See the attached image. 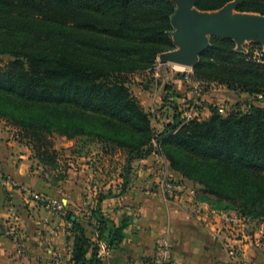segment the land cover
Wrapping results in <instances>:
<instances>
[{
  "label": "trees",
  "instance_id": "16d2710c",
  "mask_svg": "<svg viewBox=\"0 0 264 264\" xmlns=\"http://www.w3.org/2000/svg\"><path fill=\"white\" fill-rule=\"evenodd\" d=\"M233 1L198 0V8L217 10ZM175 10L169 0H0V55L11 57L0 67V121L18 129L37 158L51 165L59 155L48 141L54 133L120 149L128 166L161 154L172 171L228 203L225 209L264 223L263 107L224 116L211 106L209 118L186 121L185 109L172 105V121L156 135L152 115L130 90L128 74L150 69L174 48ZM236 10L264 15V0H242ZM29 19L56 29L45 30L38 42L29 40ZM235 47L232 40L212 39L196 75L264 100V63L253 59V50L246 54ZM33 104L44 107L34 111ZM97 211L99 239L109 248L118 246L129 221L117 226ZM65 218L73 224L74 264H104L76 216L66 212Z\"/></svg>",
  "mask_w": 264,
  "mask_h": 264
},
{
  "label": "crops",
  "instance_id": "0c3cea01",
  "mask_svg": "<svg viewBox=\"0 0 264 264\" xmlns=\"http://www.w3.org/2000/svg\"><path fill=\"white\" fill-rule=\"evenodd\" d=\"M217 89L204 97L205 119L211 116L210 107L219 104L221 95L214 94ZM222 90L231 92L219 88ZM0 130V228L5 229L0 234V264H74L75 235L66 212L76 216L98 245L104 264H264V224L222 216L188 191L169 198L159 184L160 171L178 173L161 154L128 166L127 154L120 149H107V153L95 143V152L86 147L77 153L70 149L74 141L62 138L68 144L61 150L54 147L59 155L51 165L37 158L32 145L3 121ZM61 174L64 180H58ZM7 181L43 194L60 204L62 212L32 201ZM98 209L117 226L129 221L125 239L118 246L109 248L99 239L95 228ZM11 216L20 225L18 244L6 233ZM258 236L259 245L255 243ZM162 239L169 241L171 263L158 260ZM234 244L243 247L244 263L229 253L228 247Z\"/></svg>",
  "mask_w": 264,
  "mask_h": 264
},
{
  "label": "rangeland",
  "instance_id": "374dc122",
  "mask_svg": "<svg viewBox=\"0 0 264 264\" xmlns=\"http://www.w3.org/2000/svg\"><path fill=\"white\" fill-rule=\"evenodd\" d=\"M169 1L174 4L175 8H177V4L175 2L171 0ZM222 8L217 9V10H201L198 8V4H197L195 11L199 13L214 14V13L219 12ZM246 14L261 15V14H257L253 12H239L237 10L234 12V15H246ZM28 22L32 23L33 28H32V31L28 32L27 38H29V40L34 39L35 42H38L39 36L42 35L45 30L48 29V30H51L52 32L53 30L56 29L54 24L46 23L42 19H29ZM172 37L174 41V48L170 50H166L163 53H161L157 57L154 65L150 69L143 70V71H137V72L127 75V80H128L131 92L138 99V101L141 103L144 109L152 115L153 128H154L156 135L160 134L164 130L166 124L172 121V118L174 116V109L172 105H176V107L179 106L178 108L180 109V111L181 110L183 111L184 109H186L185 108L186 105L189 104V100L187 96L189 95L190 97L192 96L191 95L192 87H191V84L186 82V79H185L186 75H189L192 77V84H200V86L203 87L204 97L206 96V93L208 91L212 92L213 90H215V88H218L217 85H220L215 82H211L209 78L203 79V78L198 77L195 72V69L198 65L195 68L176 67V65L173 64L169 59V53L178 49V46L175 43V38H176L175 29L172 32ZM257 37L258 36L252 37L249 41L244 42L242 45H238L234 40L232 41H234L236 45L235 48L238 52L247 54L251 50L253 51L263 50L264 51V46L258 42ZM214 38H218V37L208 36V42L210 46H211L212 39ZM224 40H230V39H224ZM256 45H260L261 49L256 47ZM10 61H11V57L9 55H0V67L7 65ZM210 73L211 71L207 72L206 75H209ZM238 87L239 86L236 87L237 90H233L230 93H226L224 90L219 91V88L217 89V91H215L214 94L221 95V99L220 101H218L219 104L215 107L218 110L220 108L224 109V113H222V115L228 116L234 110L241 109L243 111H246L250 108V106H253V105L264 108V100L258 99V98L253 99V97H250L243 92L241 93V90H239ZM176 95H179L182 98L179 99V96L176 97ZM185 98L187 100L182 101ZM29 107L34 109V111H37V110L42 109L44 106L33 104L32 106H29ZM201 116H202V119H205L202 114V111H201ZM7 126L15 129L18 132V129H16L14 126H11V125H7ZM1 132L2 130H0V133ZM18 134L20 135V138L24 137V135L21 134L20 132L16 133V135ZM49 136H50L49 137L50 139L48 141L52 143L53 147L57 146L58 148H60V150L65 149L66 145L68 144V141H67L68 139L67 140L62 139L65 137H60L58 133H54ZM128 136L131 137V135H128ZM42 141L44 140H41V141L35 140L36 145L43 144L41 143ZM73 141H74L72 142L73 146L70 147V149H76L77 153H81V150L83 151L84 149H86V147L88 148L90 152H95L96 149L98 148L97 144H95L96 142H92L93 140L88 139V138H78ZM26 142L29 144L28 140H26ZM103 150L107 153H110V150L108 151L105 149ZM74 155L75 154L73 153V156ZM200 160L206 161L211 164H216L214 161H211L209 159L203 158ZM164 172L165 171L162 168L159 174V184L160 185H161V182L163 181L162 173ZM167 178L169 180L182 182L184 185H186V190L183 193H180V195H184L188 191L190 194L195 195L196 200L199 203L200 202L207 203L213 211H215L216 213H220V215L222 216H228V215L234 216L236 214L239 216L236 210L225 209L228 203H224L220 198H217L205 192L206 191L205 188L198 182H194L189 179H186L180 174H178V176L169 174ZM194 206L199 208V205H197V203ZM196 213H199V212L196 211ZM244 222H252V223H256V225L258 223L264 224V223H261L260 221H253L249 219H247L246 221L244 220ZM257 240H260V236H258V238H256L255 241ZM232 246L235 247L236 244ZM242 252L244 254L243 249H242Z\"/></svg>",
  "mask_w": 264,
  "mask_h": 264
},
{
  "label": "water",
  "instance_id": "95a60500",
  "mask_svg": "<svg viewBox=\"0 0 264 264\" xmlns=\"http://www.w3.org/2000/svg\"><path fill=\"white\" fill-rule=\"evenodd\" d=\"M171 1L177 4L172 25L178 49L169 53L173 64L195 68L200 56L210 48L208 36L234 40L238 45L258 36V42L264 46V16L234 15L242 0L230 2L214 14L196 12L197 0ZM4 233L5 229L1 227L0 234Z\"/></svg>",
  "mask_w": 264,
  "mask_h": 264
},
{
  "label": "built area",
  "instance_id": "2783aa9c",
  "mask_svg": "<svg viewBox=\"0 0 264 264\" xmlns=\"http://www.w3.org/2000/svg\"><path fill=\"white\" fill-rule=\"evenodd\" d=\"M253 59L264 63V51L263 50H255L253 51ZM186 82L191 84L192 92H193V100L191 104L186 105V109L183 113V118L186 121L193 120V119H199L202 120L201 111L205 108V99H204V89L200 84H192V77L189 75L185 76ZM218 88H222L221 85H217ZM258 99H262V95L257 96ZM219 112L222 114L224 113V109L220 108ZM168 173L165 171L162 173L163 181L161 182V186L166 193V195L171 198L175 199L180 195V193H183L186 190V185H184L182 182L169 180ZM7 183L12 187V189L20 190L23 194H25L27 197H29L32 201L42 203L45 207L49 209H55L57 211L62 212L63 207L60 204L52 203L50 200L47 199L46 196L43 194L32 190L30 188H26L24 186L19 185L18 183L14 181H7ZM234 219H238L239 221L244 222V219L240 218L237 214L233 216ZM6 233L11 237L12 241L15 244H18L20 241V225L18 223V220L16 217L11 216L8 221H6ZM257 245L260 244V240L255 241ZM230 254L236 258L240 263H244V254L242 252L243 247L241 244H237L234 246L228 247ZM158 260L165 262V263H171L172 261V253L169 241L167 239H162L158 243Z\"/></svg>",
  "mask_w": 264,
  "mask_h": 264
},
{
  "label": "bare ground",
  "instance_id": "6f19581e",
  "mask_svg": "<svg viewBox=\"0 0 264 264\" xmlns=\"http://www.w3.org/2000/svg\"><path fill=\"white\" fill-rule=\"evenodd\" d=\"M175 65H176V67L185 68V66H182V65H180V64H175Z\"/></svg>",
  "mask_w": 264,
  "mask_h": 264
}]
</instances>
